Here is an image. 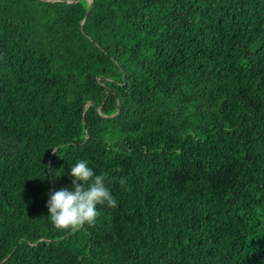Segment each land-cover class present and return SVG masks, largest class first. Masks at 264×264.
Segmentation results:
<instances>
[{"label":"trees","instance_id":"trees-1","mask_svg":"<svg viewBox=\"0 0 264 264\" xmlns=\"http://www.w3.org/2000/svg\"><path fill=\"white\" fill-rule=\"evenodd\" d=\"M66 1L0 0V264H264V0Z\"/></svg>","mask_w":264,"mask_h":264},{"label":"clouds","instance_id":"clouds-1","mask_svg":"<svg viewBox=\"0 0 264 264\" xmlns=\"http://www.w3.org/2000/svg\"><path fill=\"white\" fill-rule=\"evenodd\" d=\"M73 190L67 188L49 193L47 208L52 225L57 230H73L85 223L92 226L99 216L98 205L118 206L117 200L106 186L105 174H97L87 160L71 165ZM119 183H126L120 178Z\"/></svg>","mask_w":264,"mask_h":264},{"label":"water","instance_id":"water-1","mask_svg":"<svg viewBox=\"0 0 264 264\" xmlns=\"http://www.w3.org/2000/svg\"><path fill=\"white\" fill-rule=\"evenodd\" d=\"M78 0H67L65 4H68V3H74V2H77ZM89 1V10L91 9L92 7V4H93V0H88ZM83 24H84V21H83Z\"/></svg>","mask_w":264,"mask_h":264},{"label":"rangeland","instance_id":"rangeland-1","mask_svg":"<svg viewBox=\"0 0 264 264\" xmlns=\"http://www.w3.org/2000/svg\"><path fill=\"white\" fill-rule=\"evenodd\" d=\"M49 1H51V0H49Z\"/></svg>","mask_w":264,"mask_h":264}]
</instances>
